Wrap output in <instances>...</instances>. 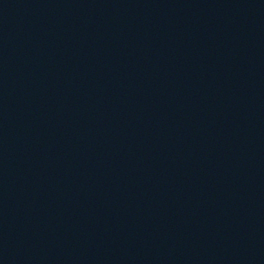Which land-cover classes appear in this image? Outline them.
<instances>
[{"label":"water","instance_id":"1","mask_svg":"<svg viewBox=\"0 0 264 264\" xmlns=\"http://www.w3.org/2000/svg\"><path fill=\"white\" fill-rule=\"evenodd\" d=\"M0 264H264V0H0Z\"/></svg>","mask_w":264,"mask_h":264}]
</instances>
